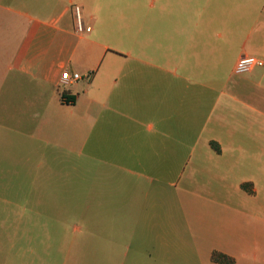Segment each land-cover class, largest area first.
Here are the masks:
<instances>
[{
	"label": "crops",
	"instance_id": "1",
	"mask_svg": "<svg viewBox=\"0 0 264 264\" xmlns=\"http://www.w3.org/2000/svg\"><path fill=\"white\" fill-rule=\"evenodd\" d=\"M121 5L0 0V263L27 264L80 165L96 226L149 231L166 262L264 264V65L235 71L264 60V0H168L160 61L108 43L140 18Z\"/></svg>",
	"mask_w": 264,
	"mask_h": 264
},
{
	"label": "rangeland",
	"instance_id": "2",
	"mask_svg": "<svg viewBox=\"0 0 264 264\" xmlns=\"http://www.w3.org/2000/svg\"><path fill=\"white\" fill-rule=\"evenodd\" d=\"M167 1L122 0L121 12L136 14L140 18L134 23L122 22L121 37L111 35L108 43L122 50H136L142 46L132 42V38L141 39V42L146 40L153 51V59L160 61V47L163 46L165 51ZM81 170L80 165L73 167L68 189L60 184L57 187L59 193L72 194V198L57 201L60 210L66 209L67 212L51 214L48 219L44 215H37L42 221V231L38 232L37 245L27 246V264H178L176 260L165 261L166 257L172 260L171 256L176 254L177 246L157 243L149 231L96 226L106 216L82 212ZM73 223L81 226V230L73 232L70 228ZM18 252L13 250L9 256L16 257Z\"/></svg>",
	"mask_w": 264,
	"mask_h": 264
},
{
	"label": "built area",
	"instance_id": "3",
	"mask_svg": "<svg viewBox=\"0 0 264 264\" xmlns=\"http://www.w3.org/2000/svg\"><path fill=\"white\" fill-rule=\"evenodd\" d=\"M77 11H79V7H76ZM78 29L79 30H83V29H87L90 30V27H84L81 20L78 19ZM264 65V60L256 57V56H252V55H242L235 66V71L237 73H245V72H249L252 69H254L257 66H263ZM80 74L78 72H73L70 73L69 71H65L62 73V82L63 83H70L71 81L77 80L80 78Z\"/></svg>",
	"mask_w": 264,
	"mask_h": 264
}]
</instances>
